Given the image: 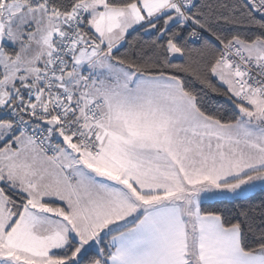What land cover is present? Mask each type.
Masks as SVG:
<instances>
[{"label": "snow or ice", "instance_id": "snow-or-ice-1", "mask_svg": "<svg viewBox=\"0 0 264 264\" xmlns=\"http://www.w3.org/2000/svg\"><path fill=\"white\" fill-rule=\"evenodd\" d=\"M0 264H264V0H0Z\"/></svg>", "mask_w": 264, "mask_h": 264}]
</instances>
